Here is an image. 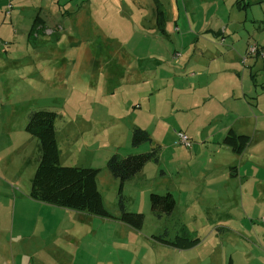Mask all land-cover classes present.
<instances>
[{
  "label": "rangeland",
  "instance_id": "374dc122",
  "mask_svg": "<svg viewBox=\"0 0 264 264\" xmlns=\"http://www.w3.org/2000/svg\"><path fill=\"white\" fill-rule=\"evenodd\" d=\"M117 1L0 0V192H29L39 148L25 125L31 112L51 110L57 114L59 145L66 157L62 163L100 170L104 207L112 216L119 215L118 181L107 170V159L157 149V161L147 162L123 186L126 210L144 215L134 242L143 244L151 234L173 239L184 227L203 243L222 241L234 257L264 264V172L259 170L264 136L248 130L251 143L241 161L222 143L230 121L221 115V109L228 112L227 102L216 100L227 83L243 78L247 82L244 70L250 57L264 54H248L251 43L233 66L240 74L227 64L224 55L233 47L230 37L223 35L232 36L236 25L227 22L232 0H226L223 12L211 0H192L201 23L208 21L203 29L222 32L224 43L207 54H201V46L188 37L178 40L141 27L121 7V15L110 13L105 23L99 22L98 4L114 12ZM50 10L59 11L54 21L62 19L61 27L68 29L58 45L42 46L41 35L56 30L45 31L43 26V31L28 37L29 30L37 13L44 16ZM244 11L247 31L255 36L259 31L252 21L259 17ZM238 31L246 37L242 28ZM190 34L203 44L199 33L192 29ZM209 34L213 40L205 37L207 42L214 41V34ZM259 75L258 71V83ZM256 92L257 101L264 104V88L257 86ZM133 129L146 131L150 142L131 146ZM178 134L187 137L189 146ZM233 166L236 176L230 175ZM167 192L174 196V211L157 218L151 213L149 195ZM86 239L89 255L101 252L119 255L125 264L134 262L125 247L117 252L111 238L99 243L89 233Z\"/></svg>",
  "mask_w": 264,
  "mask_h": 264
},
{
  "label": "crops",
  "instance_id": "0c3cea01",
  "mask_svg": "<svg viewBox=\"0 0 264 264\" xmlns=\"http://www.w3.org/2000/svg\"><path fill=\"white\" fill-rule=\"evenodd\" d=\"M232 1V7L227 12V22L228 24L236 23L232 31L234 40H232V36L230 35L224 34L223 37L222 32L218 29L212 30L211 27L203 29L208 26V21L205 20L201 23V18L197 15V7L192 0H157L164 12L165 37L172 35L178 40L188 37L195 42L196 46H201V54H207L210 51L214 53L217 50L216 45L221 47L224 43L223 39L220 41V38L230 37L233 49L230 52L228 51L224 56L226 57L227 64L232 65L233 73L240 74L241 71H237L233 66H237L241 62L242 56L249 44L254 43L257 50L264 54V32H260L264 31V0H247V3L244 0ZM114 3L116 4L114 12L106 4L103 6L98 4L102 8L99 11V22L105 23L110 13L121 15V7L127 10L130 16H135V22L141 27L150 28L152 32L155 30L159 32L156 26L157 9L154 0H119ZM211 3H213L215 8L221 9L222 12L225 11L226 0H211ZM180 4L183 7V14ZM244 9H249V11L259 17L252 21L255 24V28L259 31L255 36L250 31H247ZM57 13L59 11L54 12V10H50L44 12L45 15L40 16L43 22L28 37L34 36L36 31L55 29L57 33H49L48 36L41 35L40 41L42 46H47V43L50 42L58 45L62 37L61 33L65 32L68 28L64 29V27H61L62 19L55 23L54 20L58 19ZM69 13V9L65 10L66 15ZM73 13H77V11ZM215 13L214 16L218 19L217 11ZM67 20L69 19H64L66 22ZM43 26L44 29H42ZM50 26L52 27L49 28ZM261 27L263 28L260 29ZM241 28L244 35H246L244 38L237 34ZM192 29L199 33L198 37H204L201 39L202 45L200 41L194 38V35L190 34ZM197 29H201V32ZM138 31V28H136L135 33H138ZM209 33L214 34V41L207 42L205 39V37L209 36L213 40V37ZM244 71H247L248 81L243 82V78L237 83H227V87H222L221 98L216 99L217 101L227 102L226 107L228 112L224 113L223 109H221V115L227 116L230 121L226 125L225 130L232 129L237 135L246 136H249L248 130H250L256 136H264V104L257 101L260 93L256 92L257 86L259 89L264 88V57H250L248 70ZM258 71L260 72L258 76L260 83H258L256 78ZM56 120L57 114L54 125L56 143L59 150V163L61 166H77L62 163V159L66 157L64 158L61 153ZM248 146L241 154L231 152L242 161ZM38 155L40 156L39 150ZM39 156L37 157V165ZM246 169L250 168L247 167ZM259 170L264 172V163L259 164ZM236 172H238V169L235 167L232 176H236ZM96 183L102 195L99 174L96 178ZM29 192L22 194L18 192L13 193V195H10V192H0V264H88L89 259L92 262L91 264H125V259L119 255L118 257H109L100 255L101 252L99 255H89L87 252L90 251L91 246L90 241L86 239L89 233L93 234L99 243H104L107 238H111L114 248L117 249L118 253L119 249H124L125 247L127 251L134 255L132 258L134 262L132 264H136V262L138 264H249L248 260L245 261L240 256L234 257L225 244L219 240L204 243L200 241L194 247L186 249L175 248L162 243L154 238L159 236L155 234H151L143 244L134 242L133 238L141 230L132 229L115 219L99 218L85 212H77L38 202L29 196ZM113 216L117 217L118 215ZM178 234H180V231L176 235ZM120 236H126L127 239L121 240ZM164 238L166 240L170 239L168 237ZM92 241H94L93 238L91 239ZM237 251L238 253L245 254L242 247H237Z\"/></svg>",
  "mask_w": 264,
  "mask_h": 264
},
{
  "label": "trees",
  "instance_id": "16d2710c",
  "mask_svg": "<svg viewBox=\"0 0 264 264\" xmlns=\"http://www.w3.org/2000/svg\"><path fill=\"white\" fill-rule=\"evenodd\" d=\"M156 4V26L162 35H165L164 12L157 0ZM42 19L37 13L29 30L31 35L36 27L42 23ZM56 113L48 110H36L31 112L25 125V132L36 138L39 148V160L36 170L31 179L29 196L42 203H47L65 209L85 212L89 215L115 219L135 230H141L144 224V215L139 212L127 211L125 198L123 196L124 183L139 173L144 165L149 161H157L158 152L154 148L151 151L132 154L120 157L117 154L111 155L106 168L109 173L118 181L117 206L119 215L112 216L104 207L103 199L97 188L96 178L100 172L97 168L80 166H61L59 163V150L55 137ZM151 138L146 131L133 129L130 145L137 147L145 142H150ZM250 137L237 135L232 129L228 130L223 137L222 143L230 148L234 154H241L248 144ZM232 176L235 167L231 168ZM149 205L151 213L157 217L170 215L175 208L174 196L167 192L165 194H150ZM158 241L175 248H190L197 245L200 240L187 232L182 227L180 234L173 239H165L159 235L154 237Z\"/></svg>",
  "mask_w": 264,
  "mask_h": 264
},
{
  "label": "built area",
  "instance_id": "2783aa9c",
  "mask_svg": "<svg viewBox=\"0 0 264 264\" xmlns=\"http://www.w3.org/2000/svg\"><path fill=\"white\" fill-rule=\"evenodd\" d=\"M258 53V50L256 48L255 45H252L249 47L248 49V54H257ZM178 137H179V140L185 144L186 146H189V142L187 141V137L183 134H178ZM263 221H264V218H263Z\"/></svg>",
  "mask_w": 264,
  "mask_h": 264
}]
</instances>
